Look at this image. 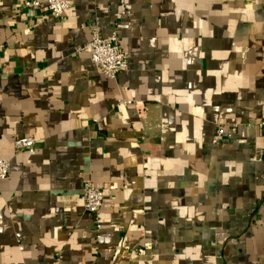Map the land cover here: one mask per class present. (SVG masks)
<instances>
[{
  "label": "crops",
  "instance_id": "crops-1",
  "mask_svg": "<svg viewBox=\"0 0 264 264\" xmlns=\"http://www.w3.org/2000/svg\"><path fill=\"white\" fill-rule=\"evenodd\" d=\"M20 2L0 0V264H264V0ZM92 29L128 54L114 79L74 52Z\"/></svg>",
  "mask_w": 264,
  "mask_h": 264
},
{
  "label": "built area",
  "instance_id": "built-area-1",
  "mask_svg": "<svg viewBox=\"0 0 264 264\" xmlns=\"http://www.w3.org/2000/svg\"><path fill=\"white\" fill-rule=\"evenodd\" d=\"M72 0H21L18 10L22 11L28 7L43 8L53 18H61L63 13L71 6ZM76 54L87 53L94 69L101 75L114 79L118 74L124 72L128 65V54L121 47L119 38L115 32L102 36L96 29L90 31L89 40L74 49ZM118 105L133 104L137 107L139 115H144L145 109L140 102L121 98L117 101ZM259 127L264 129V120L259 122ZM235 124L228 127L215 125L216 136L229 137L235 133ZM16 151H25L28 155L34 153V139L32 137H20L13 141ZM9 161L0 158V180L9 177ZM80 200L83 209L92 217L94 229H99V210L103 202V193L92 182L83 183L80 190Z\"/></svg>",
  "mask_w": 264,
  "mask_h": 264
},
{
  "label": "rangeland",
  "instance_id": "rangeland-1",
  "mask_svg": "<svg viewBox=\"0 0 264 264\" xmlns=\"http://www.w3.org/2000/svg\"><path fill=\"white\" fill-rule=\"evenodd\" d=\"M87 182V181H86Z\"/></svg>",
  "mask_w": 264,
  "mask_h": 264
}]
</instances>
